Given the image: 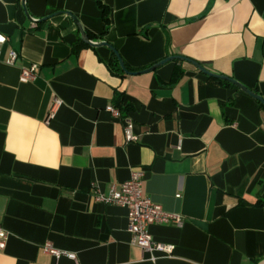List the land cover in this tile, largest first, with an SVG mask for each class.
I'll return each instance as SVG.
<instances>
[{
  "label": "crops",
  "instance_id": "crops-1",
  "mask_svg": "<svg viewBox=\"0 0 264 264\" xmlns=\"http://www.w3.org/2000/svg\"><path fill=\"white\" fill-rule=\"evenodd\" d=\"M25 10L0 0V264H264V107L186 62L113 76L108 49L76 48L70 18L41 22L72 14L132 73L182 57L264 99V0H26ZM117 94L133 143L109 111ZM136 171L144 195L184 219L149 228L174 247L154 263L132 245L127 210L93 199ZM47 243L76 260L48 256Z\"/></svg>",
  "mask_w": 264,
  "mask_h": 264
},
{
  "label": "built area",
  "instance_id": "built-area-1",
  "mask_svg": "<svg viewBox=\"0 0 264 264\" xmlns=\"http://www.w3.org/2000/svg\"><path fill=\"white\" fill-rule=\"evenodd\" d=\"M7 43V39L0 34V59L1 49ZM18 55L14 51H9L3 63L7 66H14L17 63ZM38 67L33 65L28 68H23L20 73L19 81L21 84H29L35 80V75ZM61 106V102L56 101L49 120L53 118L55 108ZM115 119L122 120L123 134L126 143L136 141L134 136V124L122 118L120 112L115 108L109 109ZM143 174L142 172H133L130 179L121 184L119 187H113L108 195L95 192L93 199L96 203L111 207H119L127 210L128 215V232L131 235V243L142 251L144 254L151 255V261L154 263L155 254L171 257L174 247L155 242L149 233V228L152 226H174L180 228L184 224V219L177 214L165 212L159 205L150 201L143 191ZM177 198H180L177 195ZM8 234L0 227V253L5 251L8 241ZM42 250L48 256L54 259L67 258L75 261L76 257L70 253H64L54 249L50 244H45Z\"/></svg>",
  "mask_w": 264,
  "mask_h": 264
},
{
  "label": "water",
  "instance_id": "water-1",
  "mask_svg": "<svg viewBox=\"0 0 264 264\" xmlns=\"http://www.w3.org/2000/svg\"><path fill=\"white\" fill-rule=\"evenodd\" d=\"M25 4H26V0H22V5L24 7V10H25ZM26 11V10H25ZM58 16H66L68 18H70L73 23L75 24V26L77 27L78 29V32H79V36H80V40L81 42L88 46L89 48L91 49H101V48H106L108 49L114 56L115 58L117 59V62H118V65L122 71V73L124 75H142V74H149L151 72H154L155 70H157L158 68L168 64V63H171V62H175V61H179V62H186L190 65H192L195 69H197L200 73H202L203 75L209 77V78H212V79H215L217 81H221V82H227L229 83L230 85L234 86L236 89H238L240 92L244 93L245 95L249 96L250 98L256 100L258 103H260V105L262 107H264V99H262L259 95L253 93L252 91L246 89L244 86L240 85L238 82L234 81L233 79H230V78H227V77H224V76H221V75H216V74H213V73H210L208 71H206L205 69H203L200 65H198L197 63L193 62V61H190L188 59H185V58H182V57H168L166 59H164L163 61L155 64L154 66L150 67L149 69L147 70H144V71H141L139 73H131L129 72L125 65H124V62L123 60L121 59L120 55L118 54V52L112 47L110 46L108 43L104 42V41H91L89 38H88V35L87 33L84 31V29L82 28L80 22L70 13H66V12H59V13H55L47 18H44L41 22L43 21H47V20H50L51 18H54V17H58Z\"/></svg>",
  "mask_w": 264,
  "mask_h": 264
},
{
  "label": "trees",
  "instance_id": "trees-1",
  "mask_svg": "<svg viewBox=\"0 0 264 264\" xmlns=\"http://www.w3.org/2000/svg\"><path fill=\"white\" fill-rule=\"evenodd\" d=\"M104 17H105V14H104ZM104 22L106 23L107 22V18H104ZM88 35V34H87ZM88 38L93 41V39H91V37L88 35ZM78 50L82 49V48H89L88 46L84 45L81 41H79V44L77 45L76 47ZM95 51V50H94ZM125 65V63H124ZM106 67L108 68L109 72L113 75V76H117V77H124L119 65H118V62H117V59L115 58V56L111 53V57H110V60L106 63ZM126 69L129 71V72H133L128 66H126ZM221 82V81H220ZM226 84H229L227 82H224ZM122 95H116L115 97V108L120 112L121 116L123 117V114L126 113V110L122 107Z\"/></svg>",
  "mask_w": 264,
  "mask_h": 264
}]
</instances>
